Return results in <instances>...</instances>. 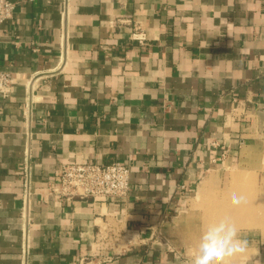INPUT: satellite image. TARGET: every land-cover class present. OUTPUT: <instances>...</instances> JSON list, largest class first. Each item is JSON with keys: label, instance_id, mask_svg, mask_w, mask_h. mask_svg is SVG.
Instances as JSON below:
<instances>
[{"label": "crops", "instance_id": "0c3cea01", "mask_svg": "<svg viewBox=\"0 0 264 264\" xmlns=\"http://www.w3.org/2000/svg\"><path fill=\"white\" fill-rule=\"evenodd\" d=\"M10 1L0 264H191L168 232L185 198L227 164L264 165V0ZM112 161L130 166L124 197L49 190L63 163ZM251 249L235 264H264Z\"/></svg>", "mask_w": 264, "mask_h": 264}, {"label": "rangeland", "instance_id": "374dc122", "mask_svg": "<svg viewBox=\"0 0 264 264\" xmlns=\"http://www.w3.org/2000/svg\"><path fill=\"white\" fill-rule=\"evenodd\" d=\"M207 183L204 194L196 198L194 192L185 198L181 210L170 222L172 226L168 227L169 235L181 244L185 255L192 260L204 227L225 216L236 222L241 236L249 241L248 252L264 242L261 230L264 227V165L252 168L227 164L216 182ZM233 192L244 195L246 203L233 206ZM235 260L237 257L232 258L230 264H235Z\"/></svg>", "mask_w": 264, "mask_h": 264}, {"label": "built area", "instance_id": "2783aa9c", "mask_svg": "<svg viewBox=\"0 0 264 264\" xmlns=\"http://www.w3.org/2000/svg\"><path fill=\"white\" fill-rule=\"evenodd\" d=\"M15 4L10 0H0V22L10 18ZM13 86V76L0 71V95L7 96ZM27 156L22 163L21 216L28 222L29 202L31 196V169L29 161V142L32 137L30 124L26 128ZM130 166L120 161L107 164L94 162L63 163L55 180L49 186L51 193L63 198H119L126 196L130 188ZM25 248V243H24ZM26 250V248H25Z\"/></svg>", "mask_w": 264, "mask_h": 264}, {"label": "clouds", "instance_id": "9594fccd", "mask_svg": "<svg viewBox=\"0 0 264 264\" xmlns=\"http://www.w3.org/2000/svg\"><path fill=\"white\" fill-rule=\"evenodd\" d=\"M246 203L242 194L233 192L231 204ZM249 241L241 236L240 228L230 217L208 223L199 238L191 264H230L232 258L246 256ZM257 264H260L257 261Z\"/></svg>", "mask_w": 264, "mask_h": 264}, {"label": "bare ground", "instance_id": "6f19581e", "mask_svg": "<svg viewBox=\"0 0 264 264\" xmlns=\"http://www.w3.org/2000/svg\"><path fill=\"white\" fill-rule=\"evenodd\" d=\"M221 207V206H220ZM259 219H260V217H259ZM263 225H264V222L262 223ZM262 230V235L264 236V227H263V229H261Z\"/></svg>", "mask_w": 264, "mask_h": 264}]
</instances>
